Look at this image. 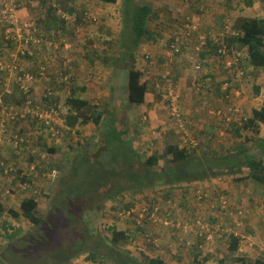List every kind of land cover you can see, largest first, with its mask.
Instances as JSON below:
<instances>
[{
  "label": "rangeland",
  "instance_id": "1",
  "mask_svg": "<svg viewBox=\"0 0 264 264\" xmlns=\"http://www.w3.org/2000/svg\"><path fill=\"white\" fill-rule=\"evenodd\" d=\"M117 1L120 0H116L115 2L117 3ZM177 1L181 2L183 4L182 6H186V10H189V8L196 10L202 7V0ZM188 1H193L194 5L191 4L192 6L190 7ZM41 2V0H18V3H21L22 6L19 11H16L15 20L17 22L16 24L14 23L17 27H22L27 22L34 23L36 33L35 31L33 32V37L42 40L40 49H32V52H38L37 57L32 59L29 57H21L15 62L12 61L2 66L4 70H7L12 65H16L19 70L32 75L36 74L40 65L46 68L47 76H43L39 80L40 82L34 86V90L30 96L34 105L30 110L32 113L25 119H20L24 121L8 123L10 134L11 132H19L27 141L25 153L19 152L15 156H12L11 159L19 165V168H23V163L25 164L27 169L25 171L27 173L26 176L34 173L30 164L33 166L37 164L36 169L40 167L41 171L35 170L34 175L30 178L32 179L33 190L20 193L18 197L14 196L13 189H10V181L2 184L3 190L9 192V195L2 197L4 199L2 200V205L6 212L8 209L17 212L19 211L21 199L29 197L35 198L38 203L39 216L44 222L39 227L43 229L44 236L38 239L35 232L39 228L33 227L27 220L23 218L13 219L8 214H4L0 217V261H5L9 264L8 257L14 264H57L58 262L53 261L54 257L52 255L60 245L68 240V237H74V235L80 233L84 228L89 227L93 230L94 234H100L109 240L111 229L115 227L117 231L125 232L132 239L128 244L121 245L119 250L124 253H130L133 257L138 258V261L142 264H146L148 260H159L162 262L165 260L164 264H192L193 256L187 254L188 252H184L183 248L179 246V236L175 241V239H172L173 235L171 232L162 226L161 228L164 232L162 231L160 235L161 239L158 235L159 247L156 248V246L154 247V245L143 239V232L136 231L138 226L136 225L135 210L126 218L121 217L120 214L119 217L114 214V212L118 211L117 209L127 204H131L134 206L133 208L142 209L145 206H150L155 203L159 205L160 203L159 207L161 206L160 210L162 212H165L167 208L171 209L173 204L178 206L177 199H172L169 196L166 197V192H163L162 189H156L153 192L146 190L144 193L137 195L126 193L123 196L116 197L114 200L104 201L101 204L103 207H100V202L99 204L93 202V205L90 206L88 201L78 200L75 205L70 204V208H66L68 212L65 210V215L60 210L53 209V205H59L57 198H60V184L62 180H67L70 177L72 171L70 167L73 165V161L77 160V157L81 156L83 152H88L91 155L90 157H92L94 155L93 152L102 144V133L105 129L111 127V125L113 127L116 125L119 129L128 130L130 132L129 138H134L135 148L147 149V156H150L152 153L162 156L167 143H178L180 148H184L185 145L187 147L188 143H185L188 140L185 138V135H187L192 142L196 141L198 144L193 149L195 154H202V156L214 154L224 156L232 150L236 151L241 144H244L253 159H260V157L264 159V155L258 150H255L256 144L258 143L257 139L260 138L258 136L262 133L260 126L254 132L250 130L242 131L240 137H234V132H232V112L233 110L238 111L240 109L241 95L239 99L235 97L234 101L230 103H225L222 99L212 98L213 101H207L205 105L203 104L204 100H202V97L208 96L209 93L214 96L216 91L214 84H218L217 88L220 90V82H223L226 78L225 72L220 74V69L216 64V58H212V55L209 58L205 57L204 60H208L209 63H204L205 69L201 66L200 73L196 74V76H200L202 88L199 90L194 89L191 85L194 79L193 75L195 74L194 66L196 64H202L203 60L199 56V45L202 48V38L207 34L204 32H208L211 26L206 23L205 27L208 29L205 31L202 28V22L199 23L193 20V17H195L194 12L189 15L183 14L181 13L183 11L180 9L181 12L175 17L176 15L174 13L171 15V11L167 10L162 15V19L160 18L156 22L157 24L169 23L170 25L165 29L156 28L155 25L151 27V30L154 33L160 34L164 40L162 39L158 43L143 39L139 47L135 49L133 45H130L131 42H129L131 30L129 29L130 22L128 20L131 17L125 18L121 2L119 4L115 2L106 3L101 0L98 1L100 3L97 2L96 4L92 3L91 0H75V4L70 3L71 0H45L43 3L46 4ZM147 2H150V0H133L135 5ZM155 2H158V0ZM122 3L124 5L123 1ZM155 5L160 6L159 3H155ZM155 5L151 7L154 12L156 11ZM219 5L220 7L215 8L216 15L226 16L227 22L225 24L227 25L225 29L228 31L232 25V22H230L231 15L235 17L238 15V12L227 11L221 2ZM70 8H72L73 12L69 11ZM24 10L27 11L25 12ZM22 11L24 12L23 15H21ZM196 13L201 12L196 11ZM183 18L185 22L181 25ZM200 18L202 20V17ZM49 19L55 21L48 24L49 26L45 25V22L50 21ZM123 20L126 25H124ZM14 25H12V28H14ZM196 27H201V31H198V28L196 30ZM3 28L4 30L8 29L6 25H3ZM174 30L177 32V41L179 43L187 42V48L180 55L173 56L169 59L168 56H170V53L165 52L166 47L164 46L171 33L175 35ZM221 32L218 31V34ZM213 40L217 41L220 39L212 38ZM116 47L120 49L118 55ZM207 48L208 46L206 50ZM94 53L102 56V58L97 57L101 61L92 57L91 54ZM50 54L51 56L49 58L51 61L49 63L41 61L42 56ZM164 56L168 60H164ZM132 57L136 69L139 68L143 72L142 79L148 80L149 82V94L147 93V97L149 98L150 93H154L162 104L160 106L164 107L166 116L168 113V121H165V125H161L163 127L151 128L152 122L148 114L146 115L141 112H139L140 114H128L127 111L120 112L121 109L125 110L127 107V103H124L123 96V91L126 94V81L121 86L117 82V79L115 80L113 78L111 83L108 77L105 80L103 76L106 73L101 67L104 69L113 68L116 75H119L122 70L129 69V66H131L130 58ZM57 58L59 59L57 60ZM112 64L113 67H111ZM207 65H211L213 70L212 77L208 75ZM51 66H56L58 69L55 71L60 70L61 73L67 76L68 81L57 79L59 78V74L53 76L54 79H51ZM75 71L76 73H74ZM80 71H82L81 75ZM52 72L55 73L53 70ZM207 76L209 79L206 78ZM2 77L3 79H0V93L5 102L8 99L6 96L11 95L15 91V85L9 79V75L5 76L4 74ZM227 78H230V75ZM244 79H247V75L245 76V74L238 82L236 81L237 85L239 83L242 85L247 84V86L242 87L244 97L255 96L252 79L248 78L249 81L247 83ZM97 82L102 83L98 84ZM80 85L85 88H97L99 95L103 90L112 87V95L117 94L116 99L118 104L115 103V96L110 95V99L114 101L115 105L107 103L106 101L104 102L102 100L104 96L102 95L100 98L94 96L92 98L87 97L86 92L88 90L80 95L83 100L89 103L86 114L90 115V118H93L101 110L105 111L98 126L93 123H88L84 126L76 125L74 128H70L65 122L66 116L70 112L67 100L74 97L71 95V90L75 87H80ZM222 88H227V85H222ZM5 89L10 93H6ZM113 90H115V93H113ZM168 91H174L173 98L178 101L185 126L190 125V127L186 128L187 131L178 117L175 115L174 117L171 116L168 104L165 102ZM49 92L50 94H48ZM18 95L20 96L19 93ZM52 101H55L58 113L51 126H46L34 118L33 112L37 110L36 108H38L39 112L41 110L45 111L46 107ZM259 102L260 100L257 103ZM8 103L7 110L15 115V112L21 108L19 105L22 103V100H20L19 105H15L12 100H9ZM189 104H192L193 107H190ZM208 105L210 106L209 108ZM216 108H221L224 111L231 110V112L227 111L228 114L224 112L225 121L221 120V124L211 119L212 128L207 132H211L212 134H199L202 131L203 122H210L209 118H211V115L214 116V110ZM247 108H244L245 114H249L250 112V109L248 108V112ZM239 115H241L240 112ZM170 124L174 126L171 127ZM191 127L195 129V134L191 132ZM181 131L183 135L180 134ZM51 149L54 150L53 153H51ZM29 157L32 158L30 164L28 161ZM161 164L162 162L160 161L159 165ZM239 175L240 177L243 176V178H246L248 176V170L243 168ZM223 182L227 186L223 190L226 193L220 194L222 190H218V194H220L219 196L224 195V204H221L220 199H218L216 205V199L209 201L208 198L204 197L203 200L205 201L202 202L201 206L198 204L193 206L192 193L190 200H185L186 207L199 209L200 213H202L203 208H207V211L211 209L215 211L219 207H223V210L219 211L221 214H227L231 221L238 217L242 222V227L238 233L244 236V242L247 243L242 244L244 245V251L241 254L247 255L249 257L247 258L248 261L255 260V257L264 259V225L255 229L245 228L242 230L244 227L243 219H246V216H255L259 221L264 222V205L262 204V200L257 197L261 189L257 187L255 190V187L247 182V178L243 181L240 179L239 181H235L234 177H225V181ZM164 190L167 189L164 188ZM198 190H201L205 195H209L214 191L213 189L202 188L200 186L194 190V193ZM189 191L193 192V190ZM245 195H248L249 199H246ZM157 198L163 200L170 199L171 203L167 204L163 200L158 201ZM82 203L91 212H84L81 218L82 223H74L73 229L68 228L72 226L73 221H78L77 216L79 215L73 220L74 215L71 216V213H77L78 210L80 213L83 209V205L81 206ZM236 208L239 210H236L231 215V211ZM178 211L180 212V210ZM175 218L180 219V217ZM227 226L229 224L223 227L225 228ZM147 227L150 228V225L143 226V228ZM69 229L70 234L68 232ZM152 229L153 227L150 230ZM6 232L7 234L16 233L17 237L9 241L5 237ZM150 233H152V236H156V233L152 231ZM190 239L195 242L193 237ZM225 244L226 248L223 249L217 245H212L207 251L204 250L205 248L201 250V253L194 250V256H197L198 260L200 258V261H194V264H199L197 262L201 264H220L217 261L221 256H224V253H227L228 240L225 241ZM178 254L182 255L178 256ZM183 254L189 255V257ZM203 254L208 256L205 262H202ZM84 258L85 255H81L71 263L91 264L86 262ZM225 262V264H235L233 263L234 259L230 257Z\"/></svg>",
  "mask_w": 264,
  "mask_h": 264
},
{
  "label": "trees",
  "instance_id": "2",
  "mask_svg": "<svg viewBox=\"0 0 264 264\" xmlns=\"http://www.w3.org/2000/svg\"><path fill=\"white\" fill-rule=\"evenodd\" d=\"M41 1V3L44 2V0ZM104 1L106 3H113L116 0ZM161 1L165 2V0ZM227 1V5H230L231 1L235 0ZM237 1H242L245 8H249L253 4V0ZM126 2L123 5V12L125 18L131 17L128 20L130 22L129 29L131 30L129 38L130 45H133L137 49L143 39L158 43L162 41L163 37L151 30V27L156 25L158 16L156 12H153L150 5L147 3L135 5L133 0H126ZM238 9L243 8L238 7ZM196 11L202 13V7L196 9L194 12V16L202 17L201 13H196ZM52 21L55 20L45 22V25L51 24ZM123 23L126 25L124 20ZM238 23L239 28H237V31L240 37L234 39L233 44L240 45L239 50L245 49L246 59L240 55L235 56V63L240 66L239 70L244 75L245 73L243 74V71L246 70L247 65L253 68L255 67V69H262L264 67V20L242 18ZM169 25V23H163L162 29H165ZM226 42L229 46L232 45L230 40ZM207 46L208 48L206 50ZM219 46V41H212V39L208 38L206 46L201 48L202 51L199 56H201V59L210 57V55H212V58L220 56L221 59H226L227 62L232 61L231 55L233 56V54L226 48L220 49L222 52H225L224 54L218 52L217 56H215V49ZM164 47H166L165 51H172L175 48L171 38L166 40ZM116 50L118 55L120 49L116 47ZM91 55L95 59L97 57L102 58L101 55L95 53ZM130 59L131 66H129L126 78V100L128 105L138 107L144 104L145 96L148 93L149 82L148 80L142 79L143 72L136 69L133 57ZM165 59L167 58L165 57ZM97 60L101 61V59ZM221 62L224 63V60H221ZM232 63L234 66L233 61ZM203 66L204 64L202 63ZM223 71L226 77H228L229 69L227 68ZM240 79V76L225 79L223 82L227 85V88H224L222 92H225V95H229L232 99L235 98L236 92L241 95L239 86L237 87V84L233 86ZM78 90V87L73 88L71 95L74 97L67 100L70 112L66 116V124L70 128H74L76 125L84 126L88 123H93L98 126L105 111L101 110L93 118H90V115L86 114L89 103L86 100L76 97L78 96ZM254 92L256 96L259 95L258 88L254 87ZM6 97L8 99H5V106H8L9 100H12L15 105H19L20 100L23 101L26 99L23 94L19 96L16 89L11 95ZM239 107L240 109L238 111L233 110L232 112V132H234V137H240L242 131H257L260 124L264 125V104L260 110H253L249 118L244 116L241 105ZM54 108L57 109V107ZM239 112L241 115H239ZM129 133L128 130L119 129L116 125L114 127L111 125V127L105 129L102 133V144L93 152L94 155L90 157L91 155L88 152H83L81 156L77 157V160L73 161V165L70 167L72 170L70 177L67 180H62L60 184V198H57L59 205H53V209H58L64 214L66 208L70 204L75 205L78 200L88 201L90 206L93 205V202L97 204L100 202V207H103L101 204L104 201L114 200L116 197L123 196L126 193H132L134 195L141 194L146 190L153 192L156 189H162L163 192H166V197H170V195L174 194L175 190L182 186L191 187L190 185L195 182L202 183L222 177H236L241 174L243 168L248 170L247 182L249 184L251 183L255 187V190L257 187L261 189L257 197L262 200V204L264 205V159L261 157L260 159H253L244 144H241L236 151L232 150L224 156H217L216 154L202 156V154H195V151H193L197 147V143L192 144L188 141L187 147L185 145L184 148H180L178 143H167L162 156L153 153L147 156V149L135 148L134 138H129ZM201 133L202 131L199 132V134ZM180 134L183 135V132L181 131ZM185 138L188 139L189 136L185 135ZM257 141L258 151L264 155V136L260 139L258 138ZM53 152L54 150L51 149V153ZM160 161L162 162L161 165H159ZM36 170L41 171L40 167H37ZM10 176V179H5V182L10 181L9 187L13 189L14 196H20V193L24 192V186L25 189L30 186L29 190H33L32 181L23 177L20 172L10 174ZM246 178L240 177L239 179L243 181ZM164 188L167 190H164ZM3 193L4 191L0 189V217L8 214L13 219L23 218L27 220L37 229L42 226L44 222L39 216L38 203L35 198L29 197L21 199L19 211L16 212L8 209L6 212L2 205V200H4L2 198L4 197ZM157 199L158 201L163 200L161 198ZM133 207L131 204L124 205L122 208L117 209L118 211L114 212V214L119 217V214L124 215L131 212ZM84 212L90 213L91 211L83 205L80 213L79 210L77 213H71V216L74 215L73 220L77 215L79 216H77L78 221H73L72 226L68 228L73 229L74 223H82L81 218ZM68 214L70 215V213ZM145 223L148 224L147 222ZM70 229L68 230L69 234ZM138 229L144 232L143 228ZM42 230V228H39L35 232L38 239L44 236ZM5 237L9 241H12L17 237V234H7L6 232ZM130 241L132 239L125 232L117 231L115 227L111 229L109 240L100 234H94L93 230L89 227L84 228L80 233L74 235V237H68V240L57 248L56 252L52 255L54 257L53 261L58 262L57 264H72L71 262L74 259L85 255V261L91 264H142L138 261V258L133 257L130 253H124L119 250L121 245L128 244ZM238 247V240H230L228 249L231 253H235ZM7 260L9 264H14L8 257ZM236 260L238 264H264V259L261 258L253 261H247L245 258H238ZM198 263L200 264V262ZM0 264L7 263L0 261ZM146 264L163 263L159 260H148Z\"/></svg>",
  "mask_w": 264,
  "mask_h": 264
},
{
  "label": "crops",
  "instance_id": "3",
  "mask_svg": "<svg viewBox=\"0 0 264 264\" xmlns=\"http://www.w3.org/2000/svg\"><path fill=\"white\" fill-rule=\"evenodd\" d=\"M74 1L75 0H71L70 3L75 4ZM91 1H92V3L96 4L99 0H91ZM101 1L105 2L104 0H101ZM122 1L124 3H127L126 0H120V1H117V3L116 2L115 3L119 4L121 2V5L123 6ZM155 1L156 0H150V2H147V4L150 5V7L154 6L155 3H159L160 4V6L155 5V7H156V11L155 12L157 13L158 20H160V18L162 19V15L164 13H166L167 10L171 11V15H172V13H174V15H176L175 17H177V14L180 13L181 11H183V12H181L183 14H193V12H195L194 8H189V10H186V6H182L183 4L181 2H179V1L176 2V0H168L167 3H166V0H165V2H163L161 0H158V2H155ZM220 2L223 3L222 6H225L227 11H230V12H235L236 11V12H238V15L235 16V17H234V15H231L230 22H232V25L230 26L228 31H226V29H225L226 28L225 26L227 25V24H225V22H227L226 16L220 15V14L216 15V12H215V8L220 7V5H219ZM227 2H228L227 0H225V1L224 0H202V7H203V9H202V20H201L200 17H197V16H195L194 19L197 22H199V23L202 22V28L205 31L208 29V28L205 27L206 23H208V25L211 26L209 31L208 32H204V33H207L206 37L209 38V39H212V38L220 39V40H217V41H219V45L220 46L216 47V49L226 48V49H229L231 51V53L233 54V56L231 55V57H232V61L234 62V66H233V63H232L231 68L229 70V72L231 74V76H230V79H231L234 76H240V77L243 76L242 72L239 70L240 66L237 63H235V56H239L240 55V56H243L244 59H246L245 49L239 50L240 45H237V44L234 45L233 44V40L240 37L238 35V31H237L238 30L237 28H239V23L238 22H240V20L242 18L262 19V20H264V0H253V4L249 8H245L243 6L242 1H237V0L231 1L230 5H227ZM98 3H100V2H98ZM189 4H190V7H191L192 5H194V2L193 1H188V5ZM238 7L239 8H243V9H238ZM180 9H181V11H180ZM24 11L26 12L27 10H24ZM69 11L73 12L72 8H70ZM23 14H24V12L22 11L21 15H23ZM41 22H43V21H41ZM162 22H163V20H162ZM183 22H185L184 18H183ZM0 24H1V26H0V62H3V64H8L9 62L10 63L12 62L9 58L11 57V54H13L15 52V48L14 47H10V43L5 41L7 34H6V32H5L4 28H3L1 20H0ZM181 24H183V23L181 22ZM155 26H156V28L160 29V28H162L163 24H157V22H156ZM202 28L200 27L199 31H201ZM224 29H225V31H224ZM11 30H13V29H11ZM218 31H222V32L220 34H218ZM228 40L231 41V43H232L231 46H229L228 43L226 42ZM41 46H42V44H41ZM47 56L49 58V56H51V54L47 55ZM58 59L59 58H57V60ZM29 61H31V60H29ZM111 67H113V64H112ZM206 67L208 69L207 70L208 75H211V77H212V74H213L212 71L213 70L211 68V65H207ZM57 69L58 68L56 66H51V71H50V78L51 79H54L53 76H56L57 74H63V73L60 72V70L55 71ZM101 69L106 73V74L103 75L105 80L108 77V80L112 83L113 78H115V80L117 79V82L120 83L121 86L125 83L126 78H127L128 69L122 70L119 75H116V72H115V70L113 68L104 69V68L101 67ZM137 69H139V68H137ZM219 69H220V74L222 72H224L220 66H219ZM52 70L55 73H53ZM139 70H141V69H139ZM76 71L74 73H76ZM236 71H238V72H236ZM81 73H82V71H80V75H81ZM244 73H245V76L247 75V79H244L246 81V83H247V81H249L248 78H250L253 81L254 87L259 89V95L258 96L255 95V96H252V97H244V94H243V91H242V87L247 86V84L242 85L241 83H239L237 85V87L239 86L241 88L240 89L241 90V100H240L241 110L244 111V108H246V107H248L250 109V112H249V110L247 108V111L249 112V114H245V112L243 113V114L247 115V116H245V115L244 116L246 118H248V117H251V113L253 112V110H260L262 108V106H263V103H264V92H262L264 90V67L262 69H255V67L253 68V67L247 65L246 70L243 71V74ZM114 75H116V76H114ZM2 76H4V75L1 74L0 75V79H3ZM206 78L209 79L208 76ZM97 83L101 84L102 82H97ZM220 83L222 84V82H220ZM221 84H220V87H221ZM234 85L236 86V83H234L233 86ZM113 86H114V82H113ZM86 87H87V85H86ZM214 87L216 88L214 96L211 93H209L208 96L202 97V100H204V102H203L204 105L206 104L207 101H213L212 98L220 99V100L222 99L225 103H230L231 101H233L234 98L232 99V98H230L229 95H225V92H222L221 88H220V90L217 88L218 84H214ZM78 88H79V90H78L79 92H77L78 96H76V97L77 98L79 97V99H82L80 97V95L85 93L88 90L86 92L87 97H91L92 98L94 96V97L100 98V96L102 95V96H104V98L102 99L104 102L106 101L107 103H110L112 105H115V103L118 104V101L116 99L117 98V94L112 95V87H108L106 90H103L100 95H99V91L97 90V88H89V87L85 88V87H83L81 85ZM113 93H115V90H113ZM123 94H124L123 95L124 96V103H127L125 91H123ZM150 94L151 95L149 96V98L147 97V94H146L145 101H144L143 105L138 106V107H134V106L128 105V103H127L126 104L127 105L126 109L125 110L121 109L120 112L127 111L128 114H132V113L140 114L139 112H141V113H145L146 115L147 114L150 115L149 119L152 122L151 128H156V127H159L161 125H165V121L166 120L168 121V113H167V116H166V111H165L164 107L160 106L162 104L156 98L155 94L154 93H150ZM235 94H236L235 97L239 99L240 98L239 93L236 92ZM242 94H243V98H242ZM110 95L111 96H115V103H114V101L112 99H110ZM259 100H260V102L257 103ZM189 105H190V107H193L192 104H189ZM110 113H111V111H110ZM209 120H210V122L208 121V123L203 122V124H202V134L209 135L211 133V132H207V131H210L211 128H212V126H211V118H209ZM170 125H171V127L174 126L173 124H170ZM259 126L262 129V133L258 137L262 138L264 136V125L260 124ZM161 127H163V126H161ZM187 127H190V125L187 126ZM190 129H191V132L193 134H195V129L193 127H191ZM255 150H258L257 145H256ZM36 166H37V164H36ZM23 168L26 169V166H25L24 163H23ZM25 175H26V172H25ZM234 178H235V181H239L240 175H238V176H236ZM223 181H225V177H222V178H219V179H212L209 182L195 183L191 187H200V185H201L202 188L213 189L214 191H212L211 194L208 193L209 194V201H210V200H215V198L218 197L220 194L226 193V191H223V190H225L227 188V186H226V184ZM191 187H190V189H192ZM218 190H222L220 194H218ZM206 191H210V190H206ZM179 192L180 191H178V192L175 191L174 194H172L173 197L177 199L179 205L176 206V204H174V209H169L168 212H170L169 214L173 218L174 217H180V219H183V218L186 219V217H188L187 214L189 212L187 210H186V212H184L185 211L184 209L186 208V202H185V200L180 199V197H179L180 193ZM251 193H250V195H251ZM191 194L187 192V194H186V198L187 199L186 200H190ZM221 196H224V195H221ZM242 196H244V194H242ZM245 198L249 199L248 195H245ZM192 201H193V199H192ZM178 210H180V212ZM207 210H208L207 208H203L202 209V213L203 214L199 213L200 216L202 217V220H204V221H206V222H208L210 224L220 225L221 227H223L226 224H229V226L232 225L231 224L232 221L227 216V214H221L219 212V210H215V211H213L212 209L210 211H207ZM236 210H239V209L236 208L233 211H231V215ZM194 219L195 218H193L192 220H194ZM243 223H244V227H243L242 230H244L245 228L246 229H255V228H259L261 225H264V222L259 221V219L257 217H255V216H252V217L251 216H246V219L245 218L243 219ZM240 225H242V223H239V226ZM151 227H153L152 230H150ZM151 227L149 229H147V230L148 231H152L153 233H156L155 234L156 236H154V238L156 239V245L155 246H156V248H158L159 247V238H160V235H161L163 229L161 228L162 226L160 224H155V225H152ZM147 230L144 229V231H147ZM136 231L143 232L141 229H138V228L136 229ZM167 231H170L171 234L173 235L172 239H175V241L178 239L177 238L178 237V233L176 231H172V230H167ZM189 234H190V236L188 235V237L192 238L193 234L192 233H189ZM158 235H159V238H158ZM232 239H236V240L239 241L238 250L235 253H231L229 251V249H228V247H229V245H228L227 246V253L226 254L224 253V256H221V258L218 259L217 263L225 264L226 263L225 261L227 260L228 257L233 258L234 259L233 263H235V264H238V261L236 260L238 258H245L247 260V258H249V257H247V255H245V254H241L244 251V245H242V244L247 243V242H244V236L243 235H241V236L239 235L238 237H235L232 234H230V235L226 234V238L225 239L223 237L220 240L215 239L212 243L204 244L203 249L205 248L204 250L207 251V250H209V248H211L212 245H217L221 249L226 248L225 247L226 246L225 241L228 240V243H230V240H232ZM165 245H167V244H165ZM193 253H194V250L191 249L190 251H188L187 254H190V255L193 256V259H192L193 262L192 263L194 264V261H200V258L198 260L197 256H194ZM187 254H183V255L186 256V257H189V255H187ZM181 255L182 254H178V256H181ZM203 255H204V257H202V262H205V261H207L208 256L206 254H203ZM159 259L162 260L161 257H159ZM255 259H257V257H255ZM164 261L165 260H163V262L162 261L161 262L164 264Z\"/></svg>",
  "mask_w": 264,
  "mask_h": 264
},
{
  "label": "built area",
  "instance_id": "4",
  "mask_svg": "<svg viewBox=\"0 0 264 264\" xmlns=\"http://www.w3.org/2000/svg\"><path fill=\"white\" fill-rule=\"evenodd\" d=\"M17 3L18 0H0V18L2 20V23L8 28V30L6 31V40H9L12 47L15 48V52L11 54V57L9 58L13 62L21 57H29L30 59L36 58L38 52H32V49L35 48L38 50L40 49L42 44L41 39H36L35 37H33V32L35 31L34 23L27 22L22 27H17V25H14V23L16 24L17 22V20H15V14L19 7ZM12 25H14L15 30H11L14 29L12 28ZM219 52L222 54L224 53L221 50ZM41 61L49 62L51 61V59L48 58V56H42ZM3 65V62H0V75H9V79L15 85V89L19 94H23L26 99L22 101V103L19 105L21 106V108H19L14 115L7 110V106H5L4 104L3 96L0 93V185L8 176H10V174H13L17 170V166L15 164L16 162L10 160L9 155L4 150V140H8L15 153L18 147L26 141L18 133L11 132L10 134L8 123H14L18 119H25L29 116L30 113H32L30 112V110L34 107V105L30 97L31 93L34 90V86H36V84L40 82L39 80L43 76H47L46 68L42 65L38 67L35 75L19 70L16 65H12L11 68L4 70L2 67ZM57 79L68 81L65 74H59V78ZM5 92L8 94L10 93L6 89ZM48 94H50V92ZM166 99H168L170 102L171 115H175L177 117L174 108L175 99L172 97L171 92L167 94ZM54 107H57V105L55 101H52L46 107L45 111L41 110V112H39L38 108H36L37 110L33 112L35 116L34 118L38 119L46 126H51L54 118L57 117L58 113L57 109H55ZM227 111L231 112V110ZM216 116L223 118L224 112L217 111ZM23 190H25V186L23 187ZM204 197H206V195L198 196L197 201L199 206L201 199H203ZM215 199L216 205L218 199H220L221 204H224L225 202L223 196H218ZM134 210L136 211L137 226L143 227L144 223L147 222L150 226L160 224L166 229L177 231L180 237L178 242L186 250H190L194 245H197L196 247L199 251H201L203 250L204 244L212 243L215 239L220 240L222 237L225 238L226 234H232L233 236L238 237L240 235L238 231L242 227V225L239 226V223L242 222L238 217L233 219V221L231 222L232 225L225 228L221 227L220 225L210 224L202 220V217L199 214V209L188 211L189 213L187 214L188 217H186V219H174L169 215H162L158 206H145L142 209L133 208L131 212L120 216L126 218V216H130V214ZM218 210H223V207H219ZM193 218L195 219L192 220ZM189 233L193 234L196 243L192 241L190 237H188V235L190 236ZM144 239L147 242L156 245V239L153 238L151 233H146L144 235Z\"/></svg>",
  "mask_w": 264,
  "mask_h": 264
},
{
  "label": "clouds",
  "instance_id": "5",
  "mask_svg": "<svg viewBox=\"0 0 264 264\" xmlns=\"http://www.w3.org/2000/svg\"><path fill=\"white\" fill-rule=\"evenodd\" d=\"M18 4V10L17 11H19V9H20V7L22 6V4L21 3H17ZM0 20H1V18H0ZM193 20H195L194 19V17H193ZM1 22H2V20H1ZM2 25H4L3 23H2ZM197 28L198 27H196L195 29L197 30ZM8 29H5V32L7 31ZM198 31H199V28H198ZM174 33H175V35H173L172 33H171V35H170V37L169 38H171V41L173 42V46L175 47L172 51H165L166 53L168 52V53H170V56H168L169 57V59H171L173 56H177V55H180L181 54V52L180 51H183L185 48H187V42H185V43H179L178 41H177V37H176V35H177V32H176V30H174L173 31ZM7 36V35H6ZM207 37H206V35H204V37L202 38V48L204 47V46H206V43H207ZM5 41H7L8 43H10V47H12V45H11V42L9 41V40H6L5 39ZM199 42V41H198ZM201 45H199V52H201V47H200ZM220 51V49H215V56H217V54H218V52ZM225 53V52H224ZM223 53V54H224ZM175 54H177V55H175ZM220 54H222V53H220ZM166 55V54H165ZM209 58V57H208ZM216 58V57H215ZM166 60H168V58L166 59ZM221 60H224V63H222L221 62ZM220 61V62H219ZM206 62H208L209 63V61L208 60H202V63L204 64V63H206ZM218 62V63H217ZM211 64V63H210ZM216 64L218 65V67L220 66L221 68H222V70H224V69H229L230 70V68H231V65H232V61H229V62H227V60L226 59H221L220 58V56L219 57H217L216 58ZM223 64H224V66H223ZM230 64V65H229ZM212 65V64H211ZM201 66H202V64H196L195 66H194V69H195V74L193 75L194 76V79H193V81H192V83H191V85H192V87L194 88V89H201L202 88V81L200 80V76H196V74H199L200 73V71H201ZM203 68L205 69V64H204V66H203ZM129 70V69H128ZM140 71V70H139ZM128 74V73H127ZM228 74L231 76V74H230V72L228 71ZM225 79H230V78H225ZM167 80H169V79H167ZM172 85H174V84H172ZM222 85H226L224 82H223V84H221V90H224V88H222ZM175 91V90H174ZM174 91H168L167 92V94L169 93V92H171V95H172V97H173V93H174ZM166 94V95H167ZM175 99V98H174ZM177 99H178V97H177ZM165 102L168 104V108H169V111H170V102H169V100L168 99H166L165 100ZM210 106H208V108H209ZM174 108H175V111H176V115H177V117L181 120V123H183L184 124V126H185V121H184V119H183V117H182V114H181V112H180V109H179V106H178V101L175 99V103H174ZM215 114H214V116H212L211 115V119H214L215 121H217L218 122V124H221V120H223V121H225V116H223V118H220V117H217L216 116V112L217 111H222V112H225L226 113V111H224L223 109H221V108H216L215 110ZM210 115V114H209ZM172 116V115H171ZM172 117H174V116H172ZM102 120V119H101ZM18 121H24V120H17V121H15L14 123H16V122H18ZM185 129H186V126H185ZM186 131H187V129H186ZM188 133V132H187ZM18 134L21 136V134L18 132ZM189 135V134H188ZM23 138H24V136H23ZM25 139V138H24ZM191 142L192 144H195V143H197L196 141H191L190 140V138H188V140H187V142ZM26 142L27 141H25L22 145H20L19 147H18V149H17V151H16V153H15V151L12 149V147H11V145L9 144V142H8V140L6 139V140H4V146L3 147H5L4 148V150H5V152L9 155V157H10V160H12L11 159V157L12 156H15L16 154H18L19 152L20 153H25V150H26ZM186 142V143H187ZM20 150V151H19ZM14 161V160H13ZM28 161H29V164L31 163V161H32V158H28ZM17 164V163H16ZM17 166V170H16V172H14L13 174H16V173H18V172H20L21 173V175L23 176V177H26V178H28L29 180H31L32 181V179H30L33 175H34V173H35V170H36V165L35 166H33V165H31L30 164V166H32L31 167V169H33L34 170V173H31L30 175H28V176H26L27 175V173H26V175H25V171L27 170V169H24V168H19V165L17 164L16 165ZM12 175V174H11ZM10 177L11 176H8L6 179H10ZM5 183V180L1 183V185H0V189L1 190H3V185L2 184H4ZM196 183V182H195ZM195 183H193V184H195ZM193 184H191L190 186H192ZM201 186V185H200ZM192 189H190V187H188V186H182V187H180L179 189H177V190H175V191H180L179 193V197H180V199H182V200H186L187 198H186V194H187V192L188 193H192V192H190L189 190H193V194H192V197H193V206L194 205H197L198 204V201H197V199H198V196L199 195H205L201 190H198L197 192H195L194 193V190H196L197 188H199V187H191ZM30 189V186H28V188L27 189H25V190H23L24 192L26 191V192H28V191H30L29 190ZM4 191V190H3ZM4 195H9V192L6 190V191H4V193H3V196ZM173 195H170V197L172 198V199H174V197H172ZM31 198H33V197H31ZM205 198H208L209 199V195H207ZM167 204H170L171 203V200L170 199H167V200H164ZM203 201H205V200H203V199H201V202H200V206H201V204H202V202ZM159 203V202H158ZM159 205H160V203H159ZM159 205H157L156 203L155 204H152V205H150V206H147V207H152V206H158L159 207ZM161 207V206H160ZM160 207H159V209H160ZM171 209H174V204H173V207L171 208ZM185 211L184 212H186V210L187 211H192V210H194V208H192V207H186L185 209H184ZM169 211V208H167V210H165V212H162L161 210H160V213L162 214V215H164V214H166V215H169L171 218H173L169 213L170 212H168ZM174 219H176L175 217H174ZM144 225H148V224H145L144 223ZM143 225V226H144ZM151 227V226H150ZM137 228H143V227H137ZM144 229H149L148 227L147 228H144ZM167 230H170V229H167ZM172 231H174V230H172ZM147 232H149L150 233V231H144L143 233H142V237H144V235L147 233ZM177 232V231H176ZM152 234V233H151ZM178 236H179V234H178ZM153 238H154V235H153ZM194 238V237H193ZM144 239V238H143ZM155 239V238H154ZM145 240V239H144ZM194 240H195V238H194ZM146 241V240H145ZM179 241V240H178ZM147 242V241H146ZM149 243V242H148ZM179 243V242H178ZM195 243H196V240H195ZM150 244H152V245H154L153 243H150ZM155 246V245H154ZM179 246H181V244L179 243ZM197 245H194L191 249H193V250H195V251H197V252H199V253H201V251H199L198 250V248L196 247ZM182 247V246H181ZM183 248V247H182ZM190 249V250H191ZM183 250H184V252H188V251H190V250H186V249H184L183 248ZM198 255H200V254H198Z\"/></svg>",
  "mask_w": 264,
  "mask_h": 264
}]
</instances>
